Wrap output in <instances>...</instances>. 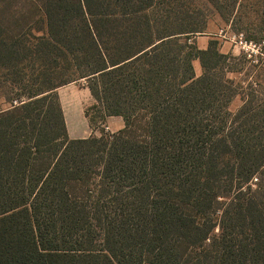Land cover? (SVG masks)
<instances>
[{
    "label": "trees",
    "instance_id": "16d2710c",
    "mask_svg": "<svg viewBox=\"0 0 264 264\" xmlns=\"http://www.w3.org/2000/svg\"><path fill=\"white\" fill-rule=\"evenodd\" d=\"M182 7L0 0V264H264L263 94ZM78 80L120 130L67 137Z\"/></svg>",
    "mask_w": 264,
    "mask_h": 264
},
{
    "label": "rangeland",
    "instance_id": "374dc122",
    "mask_svg": "<svg viewBox=\"0 0 264 264\" xmlns=\"http://www.w3.org/2000/svg\"><path fill=\"white\" fill-rule=\"evenodd\" d=\"M230 1L231 0H182L183 7L181 11L183 14L188 16L185 21L191 26L195 27L197 31H199L191 36L190 39H188V43H192L196 46L195 39L199 37H209L210 40L217 39L219 41L220 47L222 43L229 44L230 51L227 54H231L234 57L243 58L239 51L234 48L231 43L218 39L216 35L221 30L238 31V29H241L244 31L248 29L249 32H247V35L249 37L256 39L260 38V35L256 32L260 30V26L264 25V0H237L232 13L227 18L225 12H227V10L230 8ZM187 12L190 15L186 14ZM40 25V23H37L38 27ZM41 34L42 33H35L36 36ZM262 38L264 39V36H262ZM194 61L196 62L197 60ZM243 61L244 63L240 64L241 67H243L242 72H240V74H234L230 78L234 80V83L240 82L243 87H246L248 80L252 77L258 83L257 90L263 94V97L262 95H259V97L264 98V70L259 67H252L245 60ZM195 70V72H198L197 69ZM72 84L75 86L73 89L76 94L81 95H79L80 100L82 99V102L85 103L82 104L85 114L88 113L89 118L92 119L93 124L90 125L88 121L90 134L87 138H98L102 132L112 134L109 130L104 131L103 127L108 126L107 121L106 119L103 121L99 120V114H97L98 109L93 108L96 103L92 97L88 99V97L85 98L82 95L81 90L86 88L85 82L83 80H78L72 82ZM7 106L8 105L4 103L2 98H0V109H4ZM229 110L234 112L232 111V107H229ZM86 118L88 120V117Z\"/></svg>",
    "mask_w": 264,
    "mask_h": 264
},
{
    "label": "crops",
    "instance_id": "0c3cea01",
    "mask_svg": "<svg viewBox=\"0 0 264 264\" xmlns=\"http://www.w3.org/2000/svg\"><path fill=\"white\" fill-rule=\"evenodd\" d=\"M209 37H199L195 39L196 48L199 50H204L207 47ZM230 51L228 43H222L220 47V52L227 54ZM192 67L196 77L200 75V66L198 61H192ZM199 66V67H198ZM197 69L198 72H195ZM233 75H230L232 77ZM74 84L70 83L56 89V95L62 110L64 124L66 128L67 137L69 139H85L90 134V128L88 125V120L85 116L84 108L82 104V99L80 100V94H76L73 88ZM78 93V91H77ZM82 95L88 99L91 98V95L87 88L81 90ZM80 95V96H79ZM242 104V98L236 96L230 103V108L232 111L237 110ZM107 128L110 133H115L123 127V121L120 117H108L106 118ZM75 123V125H74ZM70 125V127H69ZM74 125V126H72Z\"/></svg>",
    "mask_w": 264,
    "mask_h": 264
},
{
    "label": "built area",
    "instance_id": "2783aa9c",
    "mask_svg": "<svg viewBox=\"0 0 264 264\" xmlns=\"http://www.w3.org/2000/svg\"><path fill=\"white\" fill-rule=\"evenodd\" d=\"M216 37L222 41L231 43L249 65L252 67H259L264 70V40L258 42L247 40L242 32H233L231 30H221L218 32ZM247 84L253 90L258 89V83L252 77L248 80ZM103 128L104 131H108L106 126Z\"/></svg>",
    "mask_w": 264,
    "mask_h": 264
}]
</instances>
